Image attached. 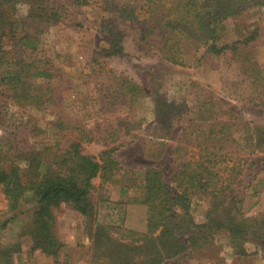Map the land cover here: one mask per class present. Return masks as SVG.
<instances>
[{"label": "rangeland", "instance_id": "1", "mask_svg": "<svg viewBox=\"0 0 264 264\" xmlns=\"http://www.w3.org/2000/svg\"><path fill=\"white\" fill-rule=\"evenodd\" d=\"M253 1L257 3H250L239 17L226 22L219 44L242 41L252 33L254 40L245 47L239 45L237 52L227 50L220 55L205 49L195 53L190 48L186 65L178 66L156 52H143L137 37L145 24L146 8L135 0H0L3 19L8 17L14 27V34L4 39L3 48L10 49L7 57L51 72L49 78H37L49 84V100L40 106L18 102L0 83V169L18 165L31 178L34 161L43 165V174L46 168H57L54 161L79 140L82 152L97 158L115 147L114 158L122 167L111 180H92L90 218L84 219L66 203L53 208V232L63 245L56 256L30 249L26 231L36 207L33 192L24 194L15 212L8 210L0 193V264H7L3 253L16 245L20 250L11 251L9 264H118L114 262L118 243L130 244L128 249L136 245L125 238L127 231L146 232L147 205L139 201L145 168H161L171 192L178 191L172 180L178 160L175 149L179 138L193 139L189 129L182 136L183 128L211 121L264 124V90L246 70V58L251 57L264 73V0ZM132 10L135 18L128 12ZM122 11L127 12L121 15ZM111 24L123 31V52L108 57L106 30ZM26 34L36 38V47L16 42L15 35ZM124 79L139 84L146 96L131 103L126 88L119 87ZM157 94L175 108L173 125L167 131L156 124ZM125 120L120 126L127 127V132L122 130L105 145L101 137L106 135V125ZM241 155L244 170L234 186L235 195L241 199L244 216L257 218L264 228V153ZM209 208V197L191 199L190 213L196 225L206 221ZM100 230L110 232L108 242L97 240ZM194 230L198 228L191 225L177 237L184 242ZM260 243L264 239L245 241L246 255L239 257L226 233L220 231L210 244L195 251L186 249L162 264H264Z\"/></svg>", "mask_w": 264, "mask_h": 264}, {"label": "trees", "instance_id": "2", "mask_svg": "<svg viewBox=\"0 0 264 264\" xmlns=\"http://www.w3.org/2000/svg\"><path fill=\"white\" fill-rule=\"evenodd\" d=\"M141 4L145 16V24L138 30V40L142 42L145 54L156 52L159 57L173 65H186L188 49L197 53L205 49L206 53L220 55L230 50L237 52L239 45H245L255 39V34L244 40H236L232 44H219L224 36L226 22L240 16L242 10L257 3L253 0H135ZM262 2V1H261ZM127 11L120 14L125 15ZM135 18L136 11H128ZM128 18V17H127ZM9 18L3 19L0 11V83L6 86L18 102H27L35 106L45 104L49 98V84L37 78H49L51 72L39 66H33L25 60H10L7 55L10 49L3 48L7 35L14 34L13 23ZM109 50L105 55L110 57L121 54L123 31L117 24L107 28ZM16 42H24V46L36 47V38L26 35H15ZM250 71L256 84L264 90V73L250 58ZM120 88L125 87V94L131 103H136L146 96L145 90L131 79L122 80ZM17 94V95H16ZM18 96V97H17ZM156 124L165 131L174 122L175 108L171 103L156 95ZM60 120V117H57ZM118 124L106 125L102 136L105 145H109L122 130ZM62 128V125H59ZM193 134V139L179 138L176 147L177 164L173 169L172 180L178 191L172 193L165 181L161 168L148 166L142 172V195L140 202L147 205V226L145 233L127 231L125 238L136 244L116 246L115 263L118 264H162L166 259L174 258L184 252L198 250L211 243L215 234L224 231L239 257H245L243 243L247 240L264 239L262 221L243 214L241 199L235 195L234 186L244 170L242 152L248 154L261 151L264 153V124L249 123L230 124L211 121L198 123L183 128ZM185 134V135H184ZM110 139V141H108ZM183 142V144H182ZM115 147L102 151L99 157L84 154L81 141L71 143L54 161L55 169H48L40 174L43 165L31 161L33 175L28 177L18 165L9 169H0V193L8 202V210L15 212L20 200L27 191H32L36 204L32 213V223L26 234L30 238V249L39 250L50 256H56L62 244L53 232V208L61 203L71 205L79 214L88 219L93 211L89 194L93 187L92 180L100 177L111 180L122 167L114 158ZM209 197L210 208L206 221L196 225L190 213V201L194 196ZM197 227L186 241L177 235L183 230ZM110 233V232H109ZM98 231L97 240H110V234ZM139 243V244H138ZM264 249V243H260ZM121 245V246H120ZM123 246V247H122ZM133 247V246H132ZM16 245L4 251L5 262L9 264L11 251L17 252ZM176 264V263H173Z\"/></svg>", "mask_w": 264, "mask_h": 264}]
</instances>
